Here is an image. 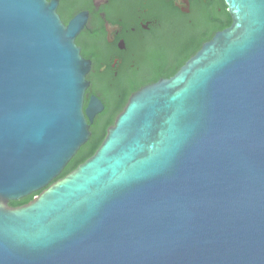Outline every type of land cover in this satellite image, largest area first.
I'll use <instances>...</instances> for the list:
<instances>
[{"label":"water","instance_id":"95a60500","mask_svg":"<svg viewBox=\"0 0 264 264\" xmlns=\"http://www.w3.org/2000/svg\"><path fill=\"white\" fill-rule=\"evenodd\" d=\"M224 2L230 25L57 178L102 109L82 20L0 0V264H264V0Z\"/></svg>","mask_w":264,"mask_h":264},{"label":"flooded vegetation","instance_id":"af4514ba","mask_svg":"<svg viewBox=\"0 0 264 264\" xmlns=\"http://www.w3.org/2000/svg\"><path fill=\"white\" fill-rule=\"evenodd\" d=\"M56 2V11L64 24L74 18L82 20L74 41L81 55L90 62L83 107L91 97L102 104L100 112L89 123L90 135L92 129L99 130L103 126L112 112L113 124L130 95L140 87L166 78L160 75L159 60L195 51L192 27L194 0ZM173 46L178 51L184 50L182 53L169 52ZM117 107L120 109L114 112Z\"/></svg>","mask_w":264,"mask_h":264},{"label":"trees","instance_id":"16d2710c","mask_svg":"<svg viewBox=\"0 0 264 264\" xmlns=\"http://www.w3.org/2000/svg\"><path fill=\"white\" fill-rule=\"evenodd\" d=\"M195 3V17L192 23V27L194 28V49L195 51L199 49L201 43L204 40L210 39L213 34L229 26L231 23V17L229 12L227 11V6L224 0H194ZM182 38L179 37V40ZM184 48H181L179 51L176 46L171 47L169 52H178L182 53ZM195 51H190L185 53L184 56L174 57L163 60H159V70L160 75L163 77H169L173 75L179 67L186 61V59L194 54ZM120 107L115 108V111H118ZM112 114H110L109 118L105 121L102 127L96 130L92 129L91 135L87 139V141L79 148L76 154L71 158V160L67 163L62 172L58 175L57 178L63 177L65 174L73 170L79 163L88 159L97 149L101 141L104 139L106 134V130L104 129L107 125L112 124ZM114 115V114H113ZM38 192L32 193L31 195L25 196L18 200L9 201V205L11 206H19L29 202L34 196H36Z\"/></svg>","mask_w":264,"mask_h":264}]
</instances>
